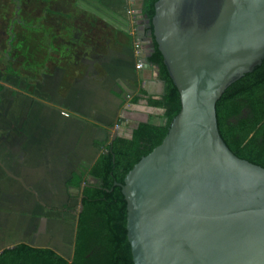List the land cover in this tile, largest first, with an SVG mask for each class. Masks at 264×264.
<instances>
[{"label": "water", "instance_id": "95a60500", "mask_svg": "<svg viewBox=\"0 0 264 264\" xmlns=\"http://www.w3.org/2000/svg\"><path fill=\"white\" fill-rule=\"evenodd\" d=\"M145 24L143 65L153 41L179 110L117 185L131 262L264 264V168L226 148L214 111L264 58V0H156Z\"/></svg>", "mask_w": 264, "mask_h": 264}, {"label": "crops", "instance_id": "0c3cea01", "mask_svg": "<svg viewBox=\"0 0 264 264\" xmlns=\"http://www.w3.org/2000/svg\"><path fill=\"white\" fill-rule=\"evenodd\" d=\"M38 1L45 2V10L38 8ZM30 3V9L23 14L28 15L31 32L36 34L45 27L46 34L58 39L60 45L51 46L53 55L47 57L44 96L49 104L35 107L41 110L37 112L39 118H32L28 131H22L25 128L21 122L16 125L15 130L22 131L19 140L0 141V193L10 200L6 203L8 209L0 208L4 214L0 217V250L24 243L17 242L11 233L18 224L14 218L28 214L17 210L54 207L58 202L52 196L54 187L57 194L64 193L70 175L90 166L100 153L93 143H107L108 131L118 121L133 122L132 116L137 112L134 105L125 102L124 96L137 93L135 82L145 71L143 67L135 72L128 22L125 24L111 11L98 8L95 1L30 0ZM51 3L57 8L51 7ZM30 65L37 68V61ZM143 86L141 79L140 88L145 90ZM62 112L68 116L64 117ZM134 119V124L143 123L137 114Z\"/></svg>", "mask_w": 264, "mask_h": 264}, {"label": "trees", "instance_id": "16d2710c", "mask_svg": "<svg viewBox=\"0 0 264 264\" xmlns=\"http://www.w3.org/2000/svg\"><path fill=\"white\" fill-rule=\"evenodd\" d=\"M93 1L98 8L111 11L125 24L128 22L126 0ZM155 1L138 0V14L147 20V31L151 30ZM146 60L157 69L158 79L163 83L162 95L149 96L137 83V93L131 102L144 99L148 107L160 109L163 123H137L128 138L117 136L110 143L94 142L93 147L100 150L94 162L66 180V187L78 191L81 204V211L76 209L70 259H63L50 248L16 243L0 250V264H132L125 238V203L117 185L122 184L124 175L141 157L159 144L179 110L177 90L153 41ZM241 109L246 111L243 117ZM214 111L217 132L226 148L235 157L264 168V58L223 91ZM83 183L86 186L81 188Z\"/></svg>", "mask_w": 264, "mask_h": 264}, {"label": "rangeland", "instance_id": "374dc122", "mask_svg": "<svg viewBox=\"0 0 264 264\" xmlns=\"http://www.w3.org/2000/svg\"><path fill=\"white\" fill-rule=\"evenodd\" d=\"M126 2L127 10L133 15V25H131L133 34L132 36L129 35V40L133 49L134 69L137 73L144 67L145 71L141 75V79L144 80V91L147 95L157 98L163 92V83L158 79L157 69L149 64L143 66L145 54L150 48L149 44L136 40L139 38L138 33H141L146 25L145 19L138 14V0H126ZM30 6V0H0V85L2 87L0 90V141L13 140L14 138L19 140L20 132L28 131L32 118H39L37 112L41 110L38 111L35 107H45L49 104V99L44 96L46 68L48 66L47 57L53 55L52 49L58 48L60 43L58 39H52L46 34L45 27L39 29L36 34L31 32L27 26L28 15L23 14L24 11L30 9ZM50 6L57 8L56 4L52 5L51 3ZM45 7V2L38 1L39 9L45 10ZM19 19L22 21L20 22ZM42 21L45 26L46 19ZM24 24L25 28H22ZM30 54L33 59H30ZM33 60L34 62L37 61V68L30 65L34 63ZM137 60L142 64L139 69L135 67ZM140 80L138 81L137 78L135 82L136 85L139 84V87ZM135 95L124 96L125 102L134 105L137 113L133 114V118L131 117L132 123H121L117 131L119 136L127 137L129 135L131 127L136 123V119H134L136 114L138 120L143 122L155 125L163 123V120L159 118L162 111L148 107L142 99L137 103H132L131 100ZM32 107H34L33 110ZM20 122L25 129L16 131V125L19 126ZM24 139L25 137H23V141ZM29 158L30 156L27 155L26 159L29 160ZM88 181L92 182L93 180L88 179ZM54 188L52 196L58 201L54 207L48 210L38 206L35 207L36 210L34 211L28 210L31 207L17 210L28 214L22 215L21 218H14L18 224L11 233L17 242L50 248L63 259L69 260L78 207V191L75 189L68 190L65 187V194L63 192L57 194V187ZM0 195V208L8 209L6 203H9L10 200L7 201L3 198L2 193ZM9 212L14 214L15 211ZM2 216L4 214L0 213V217Z\"/></svg>", "mask_w": 264, "mask_h": 264}, {"label": "built area", "instance_id": "2783aa9c", "mask_svg": "<svg viewBox=\"0 0 264 264\" xmlns=\"http://www.w3.org/2000/svg\"><path fill=\"white\" fill-rule=\"evenodd\" d=\"M126 14H127V17H128V23H129V27H128V29H127V32H128V34L130 35V36H132V34H133V28H132V26L131 25H133V15H132V13L129 11V10H127L126 11ZM137 45V44H136ZM136 48V47H135ZM135 54H136V52H134ZM142 66V64H141V62L139 61V60H137L136 61V68L137 69H139L140 67ZM61 115H63V116H67V114L66 113H61ZM118 129H119V126H118V124H114L113 125V127L110 129V130H115V131H118Z\"/></svg>", "mask_w": 264, "mask_h": 264}, {"label": "flooded vegetation", "instance_id": "af4514ba", "mask_svg": "<svg viewBox=\"0 0 264 264\" xmlns=\"http://www.w3.org/2000/svg\"><path fill=\"white\" fill-rule=\"evenodd\" d=\"M142 100L145 101L144 99H142ZM240 112H241V117H243L246 113V111L244 109H241ZM230 121H232V119Z\"/></svg>", "mask_w": 264, "mask_h": 264}]
</instances>
